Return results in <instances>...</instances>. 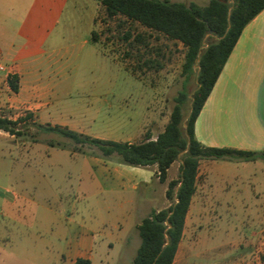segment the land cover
Wrapping results in <instances>:
<instances>
[{"label": "rangeland", "instance_id": "obj_1", "mask_svg": "<svg viewBox=\"0 0 264 264\" xmlns=\"http://www.w3.org/2000/svg\"><path fill=\"white\" fill-rule=\"evenodd\" d=\"M33 1L0 0L10 8L7 27L14 45L13 55L10 58L0 56V64L8 66L18 60L36 62L41 65V82L53 78L54 93L48 100L46 117L39 123L65 125L93 138L132 144L140 143L147 131L152 135L163 131L175 105L174 99L183 88V47L123 17L108 19L98 0H46L45 6L52 12L48 25L51 35L41 34L31 24L26 34L17 36L18 16L26 21L30 16L48 19V10L44 14L35 10L29 16ZM64 1L66 7H62L63 15L59 16L58 6ZM169 1L202 6L209 0ZM58 19L60 25L55 24ZM92 31L96 42L91 41ZM57 32L61 33L59 38L52 35ZM126 35H129L127 40ZM138 36L143 39L141 43ZM215 40L207 36L203 46ZM148 60L158 62L161 68L155 65L149 68L150 64H145ZM193 70L186 87L187 109H190L197 87L198 67ZM8 112L17 118L11 111L0 110L2 115ZM33 122L38 124L34 117L29 120L27 136L12 137L9 141L0 137V193L8 189L19 197L16 205L0 206L3 212L0 225L14 219L13 235L17 240H21L24 233L32 236L38 231L45 243L56 241L57 229L72 233L88 229L101 236H96L95 260L100 259L103 252L102 236L111 234L117 242L110 252V261L116 263L120 258L119 264H130L140 243L138 231L130 229L126 249L118 245L119 239L140 217L171 205L165 198V191L167 182L178 179L182 154L173 163L164 184L153 181L149 187L139 186L137 190L125 189L126 185L118 192L109 188L106 191L90 179V169L82 165L81 154L71 158L57 153L59 155L49 159V154L44 153V142H57L69 149L73 144L56 134H34ZM26 147L33 148L26 150ZM83 150L100 157L94 148L83 147ZM216 161L219 164L213 167L212 177L218 186L213 185L211 189L215 187L212 193L218 201L210 203L221 205L214 214L202 216L198 214L196 203L193 204L186 218L177 258L240 259L247 254L253 262L264 264V168L239 165L235 161ZM50 162L55 166L50 167ZM21 163H28L31 172L20 170ZM202 169L201 166L198 170V194L204 184ZM37 171L43 179L36 180L38 176L33 172ZM45 177L51 180L47 182ZM58 190H61L59 196ZM120 201L125 204L123 209L119 208ZM134 207L139 209L135 211ZM116 222L119 223L117 228L109 226ZM2 237L5 234L0 235V239ZM6 258V251L0 249V261L5 263Z\"/></svg>", "mask_w": 264, "mask_h": 264}, {"label": "crops", "instance_id": "obj_2", "mask_svg": "<svg viewBox=\"0 0 264 264\" xmlns=\"http://www.w3.org/2000/svg\"><path fill=\"white\" fill-rule=\"evenodd\" d=\"M45 1L46 0H34L29 9V16L32 15L35 10H40L43 14L46 10L49 12L50 8L45 6ZM221 1L229 5L233 3L232 0ZM190 3L191 2L185 3V5H189ZM65 5V1L64 4H59V16L63 15L62 7H66ZM9 9V6L5 5L4 2L0 3V56L5 58H10L13 55L12 51L14 47L12 44L13 37L11 39L13 35H11L10 29L7 27V13ZM73 9L75 10V5ZM48 15V19L30 16L27 21L18 16L16 22L19 26L15 34L17 36L26 34L28 32V25L34 24L35 28L41 34H46V36L51 35L48 25L52 12H49ZM93 20L94 16L92 17V24ZM55 24L60 25L61 21L58 19L55 21ZM92 33L93 31L91 32V38ZM52 35H54L55 38H59L61 33L57 32ZM15 52L19 53L17 51ZM4 68L6 71L1 72L3 75L0 76V110L11 111L14 115H17V118L23 116L26 112L32 113L38 124H40L39 120L46 117L45 112L48 106V100L54 93L55 87L52 84L53 78L49 77L45 82H41L39 79L41 65H37L36 62H26L24 60L12 61L8 66H4ZM12 76H16L17 78V92H13L8 85V78ZM56 77H58V75H56ZM0 116L10 120L17 119L12 117L9 112L4 115L0 114ZM42 125L55 126L49 123H44ZM61 127L68 128L65 125ZM69 130L90 137L80 129ZM158 134L159 133L152 135L147 131L143 135V139L144 136L147 135L150 140H155ZM194 135L201 145L209 148H226L245 152H260L264 150V9L244 27L237 39L232 52L224 64L221 73L195 121ZM0 137L8 141L12 138L3 132H0ZM26 148V150H30L33 147ZM44 153L49 154V159L59 155L57 153H64L71 158L80 156L78 154H72L68 150L51 148L47 145L44 146ZM81 156L84 158L82 165L90 169V179L95 180L100 187H103L101 189L106 191L107 188H109V190L118 192L119 190H123L126 185L127 188L125 189L137 190L139 186L149 187L153 181H158V179L155 178V166L142 169L120 164L113 159H102L88 154ZM235 162L239 165H259L264 168V161L262 160L254 162ZM218 164L216 160H203L199 164V169L202 166V173L205 175L203 180L204 184L202 185L203 190L198 194L196 188L189 206L190 210L193 204L196 203L199 215L207 216L211 213L214 214L221 205L218 202L215 205H211L210 203L212 200L218 201V198H215L216 196L212 193V189L216 190L215 187L211 189L213 185L218 186L217 180L212 177V169ZM48 165L54 167L55 163L50 162ZM172 166L173 164L170 169ZM19 167V169L23 171H30L31 169L28 163H21ZM33 175L38 176L37 178L35 177L36 180H38V178L43 179L40 171L33 172ZM50 180L51 177L45 179L47 182ZM60 194L61 190H58V196ZM18 199L17 193L15 194L5 189L4 193H0V206L3 204L10 206L16 205ZM124 206L125 204L120 201L119 208L123 209ZM133 209L137 211L139 208L134 207ZM44 210L48 211L46 208ZM2 217L3 212L0 210V221ZM143 218H145V216L140 217L133 225H129L126 231L125 229L123 230L125 231V235L119 239L120 241L118 243L121 249L128 248L126 236L129 234L132 227L135 231L137 230L136 228ZM116 224L119 223L116 222L113 225L109 223V226L117 228ZM14 229V219L11 218L9 223L0 225V235L2 236V234H5V237L0 239V249L5 250L7 253L6 262L3 263V261H0V264H73L78 258L87 259L91 264L120 263V258L116 263L110 261L109 258L110 252L117 242L111 234L102 236V241L105 242L103 252L101 258L95 260V240L96 236L99 235H96V233L88 229H83L80 233H72L71 230L67 229H57L54 234L56 240L54 243L43 242L40 239L38 231H36V235L32 236H27L24 233L22 239L17 240L13 235ZM121 229L122 227L120 230ZM197 243L198 242L193 243L191 249ZM180 247L181 241L172 264H258L250 260L247 254L244 258L241 257L240 259L235 257L226 259L214 257H189L179 259L177 255Z\"/></svg>", "mask_w": 264, "mask_h": 264}, {"label": "trees", "instance_id": "obj_3", "mask_svg": "<svg viewBox=\"0 0 264 264\" xmlns=\"http://www.w3.org/2000/svg\"><path fill=\"white\" fill-rule=\"evenodd\" d=\"M232 1L229 5L221 0H209L206 5L199 6L193 2L185 5L171 3L169 0H98L108 19L123 17L169 41L179 43L184 49L183 88L174 99L175 105L166 126L155 140L145 135L140 143L115 142L91 138L66 127L32 123L36 129L34 134H56L73 144L69 149L57 142H44L48 147L81 155L87 154L83 147H89L94 148L102 159L116 158L120 164L142 169L155 166V176L163 184L167 181L171 165L182 154L178 179L167 182L165 191V198L171 205L166 209L152 210L141 220L136 228L140 243L131 264L173 263L183 237L190 202L196 191L201 161H264V150L245 152L209 148L201 145L194 135L195 121L237 39L244 27L264 9V0ZM209 31L216 40L201 51ZM128 37L126 35L125 39ZM95 39L93 32L91 40L96 42ZM142 41V37L138 36V42ZM145 64H150L149 68L153 65L157 69L161 68L154 60H148ZM195 66L198 67L197 87L189 114L186 87ZM8 85L13 92H17L16 76L8 78ZM31 119L33 114L29 112L16 120L0 116V132L15 138L27 136ZM33 142L36 143L34 138ZM160 222H166L167 225L162 226ZM73 264L91 263L87 259L78 258Z\"/></svg>", "mask_w": 264, "mask_h": 264}, {"label": "water", "instance_id": "obj_4", "mask_svg": "<svg viewBox=\"0 0 264 264\" xmlns=\"http://www.w3.org/2000/svg\"><path fill=\"white\" fill-rule=\"evenodd\" d=\"M207 36H212V32L211 31H209V33H208V35ZM206 36V37H207ZM208 46H202V48H201V51L202 50H204L205 48H207ZM195 63L197 64L198 63V59L195 61ZM192 101H193V96H192V100H191V103H192ZM190 111H191V105H190V109H189V114H190ZM188 114V115H189ZM160 225H162V226H166L167 225V223L166 222H160ZM167 245V242H165V244H164V246H166ZM163 246V247H164Z\"/></svg>", "mask_w": 264, "mask_h": 264}, {"label": "built area", "instance_id": "obj_5", "mask_svg": "<svg viewBox=\"0 0 264 264\" xmlns=\"http://www.w3.org/2000/svg\"><path fill=\"white\" fill-rule=\"evenodd\" d=\"M4 71H6V69L4 68V66H2V65L0 64V72H4Z\"/></svg>", "mask_w": 264, "mask_h": 264}]
</instances>
